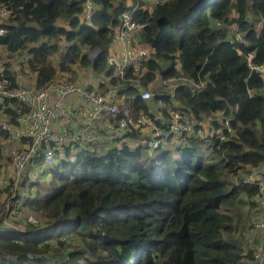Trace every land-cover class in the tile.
I'll use <instances>...</instances> for the list:
<instances>
[{"label":"trees","instance_id":"obj_1","mask_svg":"<svg viewBox=\"0 0 264 264\" xmlns=\"http://www.w3.org/2000/svg\"><path fill=\"white\" fill-rule=\"evenodd\" d=\"M86 1L0 0L12 8L1 54L24 55L37 88L77 68L112 74L106 57L128 0H93L90 24L81 16ZM263 18L264 0H170L137 10L142 42L155 50L145 64V84L158 76L206 81L202 89L178 86L176 105L169 95L153 101L162 100L164 110L215 119L227 139L191 138L150 152L136 142L105 152L66 149L50 166L36 158L32 168L43 165L52 173L49 189L37 187L22 202L28 211L16 222L21 230L0 231V264H249L253 251L244 237L251 213L243 206L258 188L233 179L247 166L264 174V76L249 65L264 64ZM236 24L244 42L229 39ZM97 48L99 59L92 62ZM57 54L58 67L50 62ZM135 105L148 109L141 100ZM0 111L15 123L27 109L10 100ZM227 118L232 132L219 120ZM29 214L39 223L28 222Z\"/></svg>","mask_w":264,"mask_h":264},{"label":"built area","instance_id":"obj_2","mask_svg":"<svg viewBox=\"0 0 264 264\" xmlns=\"http://www.w3.org/2000/svg\"><path fill=\"white\" fill-rule=\"evenodd\" d=\"M130 1V9L120 15V23L111 35L106 63L112 67L113 73L110 74L107 69L95 71L89 76V85L81 81L55 79L41 88L26 84L28 79L21 69L16 73L9 69L13 56L7 51L4 54L0 52V104L16 100L27 109L18 113L15 123L11 122L9 115L0 113V128L5 133L4 137L14 145L10 156L12 174L9 182L14 191H20L16 196L10 192L6 197L7 214L0 217V231L22 229L21 225L13 224V220L17 222L24 216L26 209L21 206L27 198V194L21 193V183L31 173L33 162L38 157L42 158L45 166H50L56 155L63 154L66 149H70L71 153L78 150L105 152L136 142L147 146L150 152L163 146L174 148L184 145L191 138L203 140L218 135L222 140L227 139L221 128L214 127L215 119L197 118L170 107L164 110L162 100L153 101L156 96L169 95L171 104L176 105L174 92L178 86L186 84L192 90L202 89L206 81L184 75L158 76L154 81L158 82V91L154 89L157 86H152L154 82L145 84L142 78L146 72L145 64L155 50L152 44L142 42V25L135 19V12L139 9L152 10L154 6L170 0ZM96 8L95 1H86L81 13L86 23H92ZM11 13V7L0 4V36L6 32L5 24ZM217 23L222 24L220 21ZM231 30V41L244 42L245 33L237 24L231 25ZM94 52L98 54L100 51L95 49ZM17 57L18 62L28 68L27 58L21 54ZM98 57L93 56V52L90 54L92 62H96ZM249 65L264 76V64L250 62ZM6 70L12 72L14 80L7 76ZM137 100L146 103L148 109H137ZM219 120L223 127L233 131L229 118ZM233 181L235 185L253 184L258 188L254 197L245 196V199L255 211L248 225V237L253 242L252 264H264L263 171L247 166ZM27 220L39 223L34 214H29Z\"/></svg>","mask_w":264,"mask_h":264},{"label":"rangeland","instance_id":"obj_3","mask_svg":"<svg viewBox=\"0 0 264 264\" xmlns=\"http://www.w3.org/2000/svg\"><path fill=\"white\" fill-rule=\"evenodd\" d=\"M62 46H65L64 41H62ZM92 52H93V56H95V57H97L99 55V53L97 54V52H94V50L91 51L90 54ZM2 54H3V51H2ZM21 56L24 57V55H21ZM59 57H60L59 54L52 56L51 60H50L51 64L58 67ZM164 67L166 70H168L170 68V64L165 63ZM80 71H81V69L77 68L75 74L71 73V72L64 73V74L59 73L56 75L55 80L78 81L80 78H83V77L79 76ZM86 71H87V69L86 70L84 69V72L82 74L84 76L89 77L87 75ZM89 84H90V82L85 84V85H89ZM152 86H157L156 88H154L157 91L160 88L157 81L154 82L152 84ZM218 115H220V114H218ZM4 135H5L4 132L3 133L0 132V137H3ZM4 140H6V142L4 144H2V143L0 144V163H1L0 169H2V171L0 172V185L2 186V188L0 190V217L7 214L5 212V207L7 205L6 197L8 196V194L11 192L13 195L16 196L20 192V191H16V190L14 191L12 189V183L9 182V180H11L9 177L12 174V172H11L12 169L10 167L12 162H11L10 156H11L12 150L14 148V145L9 140H7L5 137H4ZM61 158H62V155L57 154L55 157L54 163H59L61 161ZM70 159L73 161V158H70ZM45 170H49V169L44 167L43 165L39 166V165L35 164L31 170V173H30L31 178H30L29 182H27L25 186H21V193L27 194V197H28V194L30 193L32 195V193H34V191L37 189V187L41 192H43V193L47 192L49 189L48 188L49 187V180L52 177V173L49 171L44 172ZM6 188H8L9 191H7L8 189H6ZM29 188H31V189H29ZM29 197H30V195H29ZM243 207H244L243 208L244 213H251V217L255 215L254 214L255 211H253L252 207L249 205L248 200L245 199ZM26 211H28L27 208L24 210V213ZM13 224H16L15 220H13ZM78 239H79V242L82 241V238L79 237ZM256 242H257V239L255 240V243ZM251 245L253 246V242H251Z\"/></svg>","mask_w":264,"mask_h":264},{"label":"crops","instance_id":"obj_4","mask_svg":"<svg viewBox=\"0 0 264 264\" xmlns=\"http://www.w3.org/2000/svg\"><path fill=\"white\" fill-rule=\"evenodd\" d=\"M131 1L128 0V5H130ZM5 53V51L3 52V54ZM17 59V60H16ZM9 69L11 71H13L14 73H16L19 69H21V71L24 73L25 77L28 79V81H26L25 83L26 84H29V85H35V74L34 73H31L29 71V68H26V67H23L19 62H18V57L17 55H13V58H12V61H11V64H10V67ZM78 69H81V68H78ZM84 72V69H81V71L79 72V76L80 77H83V78H80L78 81H81L82 84H87L89 83V77L87 76H84L82 73ZM88 76H90L88 73H87ZM6 142V140H4V136L3 137H0V144H4ZM64 154V153H63ZM74 154V153H72ZM62 155V154H61ZM250 223H248L249 225ZM249 236V230L247 229L245 231V239L247 240V248H250L252 251V245H251V238L248 237ZM250 238V239H249ZM249 264H252V259L249 260Z\"/></svg>","mask_w":264,"mask_h":264},{"label":"water","instance_id":"obj_5","mask_svg":"<svg viewBox=\"0 0 264 264\" xmlns=\"http://www.w3.org/2000/svg\"><path fill=\"white\" fill-rule=\"evenodd\" d=\"M99 51H100V49L99 48H97ZM99 59V57L97 58V60Z\"/></svg>","mask_w":264,"mask_h":264}]
</instances>
